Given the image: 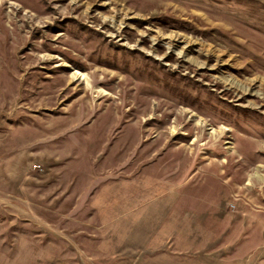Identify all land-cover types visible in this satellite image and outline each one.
<instances>
[{
    "label": "rangeland",
    "instance_id": "obj_1",
    "mask_svg": "<svg viewBox=\"0 0 264 264\" xmlns=\"http://www.w3.org/2000/svg\"><path fill=\"white\" fill-rule=\"evenodd\" d=\"M0 264H264V0H0Z\"/></svg>",
    "mask_w": 264,
    "mask_h": 264
},
{
    "label": "bare ground",
    "instance_id": "obj_2",
    "mask_svg": "<svg viewBox=\"0 0 264 264\" xmlns=\"http://www.w3.org/2000/svg\"><path fill=\"white\" fill-rule=\"evenodd\" d=\"M81 77H82L83 80H86V78H85L84 75H82ZM228 81H230V80H228ZM88 83H89V82H88ZM247 89H248V88H247ZM256 170H257V169H256ZM256 172H257V171H256ZM258 177H259V176H258ZM261 177H262V176H261ZM261 177H260V179H261ZM249 178H250V177H249ZM253 178H254V177H253ZM262 178H263V177H262ZM257 179H258V178H257ZM257 179H256V180H257ZM260 181H261V180H260ZM257 182H258V181H257ZM246 185H247V184H246ZM252 185H253V184H252ZM250 187H251V186H250Z\"/></svg>",
    "mask_w": 264,
    "mask_h": 264
}]
</instances>
